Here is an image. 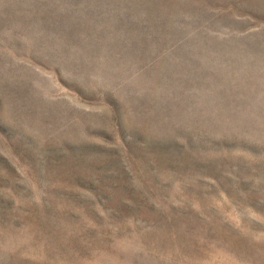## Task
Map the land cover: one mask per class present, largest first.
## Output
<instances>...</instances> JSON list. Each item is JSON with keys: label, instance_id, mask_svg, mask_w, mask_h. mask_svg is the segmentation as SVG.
<instances>
[{"label": "rangeland", "instance_id": "obj_1", "mask_svg": "<svg viewBox=\"0 0 264 264\" xmlns=\"http://www.w3.org/2000/svg\"><path fill=\"white\" fill-rule=\"evenodd\" d=\"M0 264H264V0H0Z\"/></svg>", "mask_w": 264, "mask_h": 264}]
</instances>
